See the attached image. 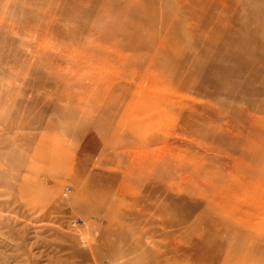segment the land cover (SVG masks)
<instances>
[{
	"label": "rangeland",
	"instance_id": "374dc122",
	"mask_svg": "<svg viewBox=\"0 0 264 264\" xmlns=\"http://www.w3.org/2000/svg\"><path fill=\"white\" fill-rule=\"evenodd\" d=\"M79 1L0 0V264H264V242L206 209L208 183L214 193L241 181L232 167L259 173L264 198V165L237 158L264 117V0H145L128 32L140 55L128 61L141 69L152 56L156 95L181 94L152 131V166L141 147L150 132L117 117L132 75L114 77L108 102L92 83L90 34L123 0ZM135 156L144 161L129 174L122 161Z\"/></svg>",
	"mask_w": 264,
	"mask_h": 264
},
{
	"label": "bare ground",
	"instance_id": "6f19581e",
	"mask_svg": "<svg viewBox=\"0 0 264 264\" xmlns=\"http://www.w3.org/2000/svg\"><path fill=\"white\" fill-rule=\"evenodd\" d=\"M94 2H96V1L94 0ZM147 2L145 0L144 1L143 0H123L119 3H117L116 4L117 9H118L117 15L108 19L109 25H106V27H105L106 29L104 31H97L96 29H94L93 33L90 34V36L92 35V37H97L98 42L93 43V40L95 38L90 39V40H92V43L89 45V47L91 45L92 46L89 49V53H90V55L92 54V70L90 69L92 72V83H96L97 86H100V88L96 87L97 91L99 90L98 93H96V94H98V96H100V98H98V100H100L101 102H99V103L108 102L107 100L111 97V93L114 94L112 92V90H115L113 88L114 87L113 85H116V82H118L119 78H120V80H125V81L129 79V81H128L129 83L127 85L128 87H126L125 89L121 87L122 89H124L125 100H124V105H122V106H124V108L122 111H120L121 113H119L120 115L118 114L119 116L117 115V117H119V122L126 123L128 128L130 129V131H132L136 135H140V134L144 135V134H147L150 132L149 135L147 134L146 137L143 136L141 147H145V149L148 151L149 158H150V164L149 165L152 166V165L156 164L157 159L161 155V152L154 146L155 141L157 140L158 137L156 134L152 133V131L156 128V125L159 121L165 120L167 118L166 116H168V113H169V111H171L172 106H174L175 104H180L181 94L179 91H176V93L174 94L175 97L173 96L171 98L158 97V94L156 95V93L159 92L160 90H162L163 87L161 86L162 83H160V81L158 79L160 72H158L157 67L155 65H153L154 63H153V57L152 56H148V61H149L148 64L140 66L141 69H137V67L133 68L134 63H131V61H128L131 59L133 60V58L140 55L137 52V50H138L137 44L138 43H136L134 41V39L131 40V38L128 37V32H130V29H134V30L140 29V25L136 22V19L140 14V10H142L143 3L146 4ZM83 3L86 4V2H84V1H83ZM80 5H82V4H80ZM49 7H50V5H49ZM88 7H86V8L90 9ZM144 8H146V7H144ZM92 9H94V8H92ZM157 11H158V9H157ZM85 15H86V13H85ZM125 17H129L128 20L125 19V21H128V22H123L122 19ZM88 18H89V16H88ZM103 19L104 18L102 17V20ZM97 20H99V19H97ZM152 27H153V25H152ZM82 29H84V28H82ZM50 34H51V32H50ZM78 34H79V32H78ZM80 36L83 37V35H79V37ZM54 38H56V37H54ZM62 38H63V36H62ZM77 38H78V35H77ZM140 40L142 41V39H140ZM78 41L79 40H77V42ZM141 41H140V43H141ZM140 47L142 48V44ZM141 48H140V51L142 52ZM79 52L81 53V51H79ZM83 52L85 53V51H83ZM85 55H87V54H85ZM90 55H89V57H90ZM77 56H79V55L77 54ZM81 57H83V56H81ZM89 57H87V58L90 59ZM134 60L136 61V59H134ZM150 60L152 63L150 62ZM77 61H79V60H77ZM81 61H82V59H81ZM81 61L79 62V65H77V64H74V65H77V68H78V66H81V64H80ZM139 61L141 62V60H139ZM90 62H91V60H90ZM87 63L89 64V62H87ZM52 66H53V64H52ZM82 66H84V64ZM81 67H79V68H81ZM88 67H89V65H88ZM88 67H86V68H88ZM86 68H84V69H86ZM75 69H76V67H75ZM96 69H100V70L105 69V71L107 73H105V72L104 73L109 74V75H103V74L101 75L96 71ZM70 72H72V71H70ZM102 72H103V70H102ZM79 74H81V73L79 72ZM128 75H132V76H130L128 78L127 77ZM76 76H74V77H76ZM89 76H90V74H89ZM116 76H118V77H117V81L115 82L116 79L114 77H116ZM67 77L69 78V76H67ZM126 77L128 79H126ZM83 78L81 77L82 80H83ZM71 79H72V77H71ZM76 80H78V79H76ZM83 81H81L82 84L84 83ZM88 81L90 82V79ZM74 82H72V83H74ZM76 82H78V81H76ZM102 83L104 84V86H101ZM77 84H75V85H77ZM118 86H119V84H118ZM82 88H84V87H82ZM89 88L92 90L91 86ZM84 90H87V89L84 88ZM119 92H120V90H119ZM121 92H120V94H121ZM94 93H95V91H94ZM91 94H90V96H91ZM122 95H123V93H122ZM90 96H89V98L91 99V97L93 95L91 97ZM115 96H117V95H115ZM85 100H86V98H85ZM88 101H89V99H88ZM109 102H111V101H109ZM112 102H114V101H112ZM109 104H111V103H109ZM185 104H187V103H185ZM84 107H85V105H84ZM116 107H118V106H116ZM112 108H114V107H112ZM87 109H89V108H87ZM99 112H101V111H99ZM107 112H109V111H107ZM92 114H94V113H92ZM253 119H255V120L251 121L250 123L253 126L252 129L254 128V130L251 132L249 131L250 133L248 135V138L243 143H242V140L240 141L239 144L237 143L239 146L241 144V148L243 149V151L241 152V154L237 158L241 162L248 163V161H246V155H249V156L257 159L256 161H253L254 163H259L261 165H264V134L261 132H258L257 129H255L256 125L257 126L259 125L261 128L262 127L264 128V117H259V118L255 117ZM260 127H259V129H260ZM218 129H219V126H218ZM195 133H196V131H195ZM232 140H233V138H232ZM233 143L234 142H232V144ZM234 144H236V142ZM236 145L234 146V149H236L235 148ZM128 152L133 153L134 155L137 154L136 151H132V150H130ZM162 153H164V151ZM231 153L229 154L230 156L232 155ZM231 159H232V157H231ZM234 159L235 158H233L232 160L234 161ZM143 161L144 160H143L142 156H139V157L135 156L134 159L133 158H130V160L127 159L126 161H122V163L123 164L127 163L126 165H129V172L128 173L130 174V173H132V169H134V167L136 165L143 163ZM219 163H220V161H219ZM214 165H215V168H209V169L207 167H205V168H207V170H211V169H216L219 166V164H215V163H214ZM221 165L225 166L227 164H221ZM228 169H229L230 173H233L241 181H238L235 183L230 181V184L224 185L220 190H217L214 193L211 192L210 186H209L210 183H208L206 185V189H207V192L210 196L211 204L210 205L206 204V209L208 207L221 209L222 210L221 212L226 213L230 217L233 218L232 221L229 223V225L224 228L225 230L234 228L236 230V232L240 233L241 228L245 229L248 231V232H246V233H248L246 236L247 238H251L253 233H254L253 239L255 240V242L257 244H262L264 242V237H262V238L258 237V231H259L261 223L264 219V198L260 199L257 197L259 189H258V185L254 182L255 179L253 178V177L258 178L259 173L249 172L247 174L244 171L236 170L233 167L228 168ZM183 182H184V184L186 183L184 180H183ZM185 188L186 189L193 188V190L197 189L191 183H188V186ZM240 189H242V190L240 191ZM233 207H235L237 209V212L232 211ZM241 226H243V227H241Z\"/></svg>",
	"mask_w": 264,
	"mask_h": 264
},
{
	"label": "built area",
	"instance_id": "2783aa9c",
	"mask_svg": "<svg viewBox=\"0 0 264 264\" xmlns=\"http://www.w3.org/2000/svg\"><path fill=\"white\" fill-rule=\"evenodd\" d=\"M68 190V189H67Z\"/></svg>",
	"mask_w": 264,
	"mask_h": 264
}]
</instances>
